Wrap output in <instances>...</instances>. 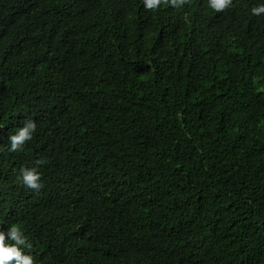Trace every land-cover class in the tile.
Segmentation results:
<instances>
[{
  "label": "trees",
  "instance_id": "1",
  "mask_svg": "<svg viewBox=\"0 0 264 264\" xmlns=\"http://www.w3.org/2000/svg\"><path fill=\"white\" fill-rule=\"evenodd\" d=\"M259 2L0 0V143L38 125L0 151V228L39 264H264Z\"/></svg>",
  "mask_w": 264,
  "mask_h": 264
},
{
  "label": "clouds",
  "instance_id": "2",
  "mask_svg": "<svg viewBox=\"0 0 264 264\" xmlns=\"http://www.w3.org/2000/svg\"><path fill=\"white\" fill-rule=\"evenodd\" d=\"M165 3L173 8H180L186 0H143L144 7L153 11L158 10ZM207 6L215 11H222L233 6V0H207ZM251 13L255 16L264 14V0H260L258 4L251 8ZM37 122L35 119L26 118L22 126L7 135L8 144L0 143V151L5 147L10 152L22 150L27 141L33 139L37 132ZM45 163L44 160L35 161L36 166L21 167L17 175V180L24 186L39 190L43 187L42 172L39 165ZM32 244L25 235L24 228L21 224L12 223L5 229L0 228V264H39L30 252L25 249H31Z\"/></svg>",
  "mask_w": 264,
  "mask_h": 264
}]
</instances>
